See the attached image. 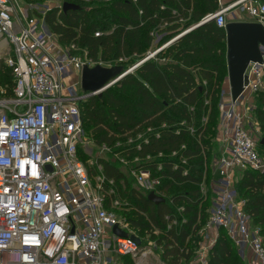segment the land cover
I'll return each instance as SVG.
<instances>
[{
	"label": "built area",
	"instance_id": "1",
	"mask_svg": "<svg viewBox=\"0 0 264 264\" xmlns=\"http://www.w3.org/2000/svg\"><path fill=\"white\" fill-rule=\"evenodd\" d=\"M212 1L215 10L198 23L221 29L229 22L255 23L264 29L263 0ZM93 2H128L141 15L138 0H0V69L9 70L12 79L11 97L0 101V264H142L151 254L149 249L156 246V242H147V249H139L143 239L117 217L116 202L109 207L105 204L104 193H113L112 181L104 179L99 165L92 175V168L80 160L90 147L100 154L109 151L106 145H94L84 132L79 104L89 96L81 92L78 81H70L83 66L91 68L90 59L76 43L59 45L45 16L52 10L58 14L62 4L87 6ZM158 10L163 13L165 6L161 4ZM169 15L175 21L159 18V35L149 34L152 49L121 76L154 59L193 28L181 30L185 19L176 10L171 9ZM173 24L178 29L168 31ZM92 35L98 38L103 33ZM258 51L260 61L248 63L243 73L240 97L233 102L228 92L219 104L216 132L220 155L209 208L195 231L197 241L189 264H207L219 231L239 256L250 255L247 264H264L262 240L233 186L234 172L250 169L261 174L264 170V160L257 154L259 127L250 115L252 99L264 91V47L259 46ZM139 132L135 129L124 136L129 146L120 152L134 154V162L149 159V154L139 157V152L150 136L158 138L155 133L143 139ZM130 136L138 141L134 143ZM156 157L161 158L162 153ZM160 171V164L154 169L136 164L127 170L140 192L147 194L157 193L164 178ZM106 184L109 191L104 190ZM113 226L125 236L113 234Z\"/></svg>",
	"mask_w": 264,
	"mask_h": 264
},
{
	"label": "trees",
	"instance_id": "2",
	"mask_svg": "<svg viewBox=\"0 0 264 264\" xmlns=\"http://www.w3.org/2000/svg\"><path fill=\"white\" fill-rule=\"evenodd\" d=\"M204 7L197 9L191 0H138V8L141 15L138 16L136 8L128 2H112L109 4H94L90 9L82 5H74L75 10L60 11L52 10L45 16L46 24L50 31L57 36L59 45L67 46L76 43L79 49L87 51L88 58L92 61L100 54L101 59L109 56L115 60L111 67L119 68L121 72L125 69L117 60L121 56L133 57L132 64L143 58L145 50L151 45L149 30L157 31L160 17L167 18L168 22L175 20L169 13L176 10L183 18L190 11V17L198 21L203 15L215 10L216 6L212 0H202ZM264 1V0H263ZM163 4L165 11L161 13L158 7ZM194 8V10H193ZM162 14V15H161ZM186 15V16H185ZM104 19L101 22L99 18ZM187 18V17H186ZM141 24V25H140ZM173 24L168 31L178 28ZM103 33L98 38L93 37V32ZM105 32H109L105 34ZM163 57L165 62L156 63L150 59L139 65L133 73L126 75L121 80L111 85L98 95L88 97L79 104L82 118V127L96 146H111L118 138L140 128L161 127L156 131L158 138L149 137L147 145L139 152V157L145 154L156 156L159 152L170 155L168 159H161L143 167L154 169L160 164V175L170 182L197 183L201 171L193 169L186 171L182 164L188 161H196L201 165L203 151L208 149L210 140H206L209 131L216 129L217 122H213L211 114L207 123L201 125L198 121L201 113L205 112L206 101L212 102L218 93L220 80L216 74L225 68V42L224 30L216 28L212 23L203 24L196 29L184 34L166 49ZM2 69V68H1ZM0 74L5 75L11 81L9 70ZM1 83V81H0ZM5 83V82H4ZM10 92L7 95L11 97ZM264 98V91L255 97ZM264 103V100L262 101ZM256 122L261 133L264 134V112L257 110ZM195 119V121H192ZM185 123L193 128L192 133L186 130L175 132L168 125ZM213 122V123H212ZM190 137L183 140V136ZM217 134V133H216ZM259 145V144H258ZM257 145V147H258ZM262 146V145H260ZM174 154V155H172ZM208 156V152L205 153ZM172 157V158H171ZM180 158V162L173 160ZM182 162V163H181ZM96 165L101 167V174L106 181L114 183L123 181V174L118 168L103 159H96ZM240 179L234 189L243 192V210L249 217L250 223L262 240L264 246V177L250 169L238 171ZM89 173L94 174V169ZM169 182H160L158 190L167 189ZM110 186L104 185V190L109 191ZM129 190V201H135V210L132 219H127L129 227L147 230L154 227L163 230V248L161 257L169 260L168 264L187 262L192 254L193 235L201 225L197 223L200 215H196V207L201 198L198 190L181 192L170 196V202L183 203L182 214L187 220L177 229L170 226L164 231V216L168 217L169 223L175 219L172 210L166 204L155 205L146 200L147 195L138 194ZM112 194L104 193V201L107 207L113 200ZM156 195V194H154ZM157 196V195H156ZM159 197V196H158ZM133 198V199H132ZM205 220V219H204ZM197 241V236L195 235ZM191 247L189 249L188 243ZM194 242V244H195ZM188 261V262H189ZM125 263V262H124ZM207 264H246L238 255L236 247L221 231L218 232L214 246L210 249Z\"/></svg>",
	"mask_w": 264,
	"mask_h": 264
},
{
	"label": "rangeland",
	"instance_id": "3",
	"mask_svg": "<svg viewBox=\"0 0 264 264\" xmlns=\"http://www.w3.org/2000/svg\"><path fill=\"white\" fill-rule=\"evenodd\" d=\"M194 4V6L197 7V9H202L204 7V2L202 0H191ZM94 4H100V3H91L89 5H83L82 7L85 8V10L92 8L93 6H95ZM194 10V8H193ZM190 11L187 13V18L185 17V20H183V25L180 26L182 27L181 30H189L192 27H194L199 21H194L192 19V17H190ZM101 22H104V19H102L101 17L99 18ZM178 28H176L175 30H177ZM192 31V30H191ZM149 34H156L159 35V33L154 30L153 28H151L148 32ZM176 33V31H175ZM152 37V41H153V36ZM152 49V46L149 45V47L145 50V54L147 52H149ZM167 49V48H166ZM166 49H164L163 51L159 52L154 59V61H156V63H162L165 62L163 60V57L166 54ZM87 52V51H86ZM144 54V56H145ZM143 56V57H144ZM88 57V56H87ZM133 59V57H127V56H121L120 60L122 63V66H125L123 70H127L129 69L132 65L131 62ZM119 60V59H118ZM117 60V61H118ZM112 64H115V60L112 59V57H108L107 59H101L100 58V54L99 56H97V59L95 61L90 60V67L93 66H100L103 68H109L112 66ZM2 67L1 71L5 72L6 68ZM134 70L131 72L133 73ZM129 73V74H131ZM225 75L223 74V70H220L219 73L216 74L217 78L220 80V86H219V90L218 93H216L215 99L212 102L210 99H208V101H206V105L208 106L205 110V112L201 113V117L198 120L201 125H205L207 123V119L208 116L211 114V116L213 117V122H217L218 120V116H219V104L222 101H225L226 98L228 97V91L227 89L224 87V83L225 80H227L226 78V70H224ZM80 79V73H78L76 76L71 77L70 81L72 82H79ZM0 101L1 100H7L8 97L6 94H8L10 92V85H11V81L10 79L7 80L4 73L0 74ZM5 82V83H4ZM110 87V86H109ZM108 87V88H109ZM106 88V89H108ZM77 89H79L77 87ZM264 100L263 97L258 96L252 99V102L250 104V108H251V117L252 119H256V114L257 110H261L264 112V103L262 102ZM239 110L242 112V110L239 108ZM192 121H195V119H193ZM257 121V120H256ZM212 122V123H213ZM258 124V123H257ZM168 127L170 128H176L179 127L177 129H175V132L181 131V130H186L189 133H192V129L191 127L187 126L185 123H176L173 125H168ZM161 129V127H154L151 128L150 131H147L145 128H140L139 129V134L141 135V138H147V136H149V134H155L157 130ZM216 129H213V131H209V134L206 137V140H210L209 144L210 145L208 147V149H204L203 151V156H202V164L199 165L197 163H195L196 161H188L185 162L184 165L182 164L183 168L186 171L192 172V170L195 168L197 170L201 171V176L199 181L196 183H178L176 181L170 182V180H166V179H162V182H169L170 185L167 189H162V190H157L156 195L161 197L164 200V203L166 204V206H168V208H170L172 210L171 214L173 215V217H175V219L171 222L174 223H169V220H163L164 224L166 221V224L164 226V231H166L167 229L170 228V226H173L175 229H177L179 227V225L181 226L184 223V220H187V216L182 214L183 211V203H175L172 204L170 202V196L173 194H177V193H183V192H191L194 189L198 190V194L201 198V202L200 204L196 207V215H197V220H198V215H200V219L199 221H197V223H199L198 226L201 225L202 221H204V219L206 218V213L207 210L209 208V202L211 199V181H212V177L215 176V167L217 165V160L219 158L220 155V144L217 142L218 137L216 134ZM87 137L88 134L86 133ZM190 137L189 134L184 135L183 136V140H186ZM90 138V137H89ZM130 138L132 139V141L135 143L138 140L134 137V136H130ZM257 138H258V144L260 142L261 139H264V134L260 132V130L257 133ZM127 146H129V144L127 143V139H125L124 137L118 138L115 142H113V144L111 146H109V151L100 154L96 149L90 147L89 150L86 151V154H81L80 156V160L85 164L86 168H95L94 166L96 165V159H103L105 162H109L113 165H115L118 170L123 174L126 184H124L123 181H118L117 183H114L113 185V200L116 202V204L113 205V209L114 212L116 213L117 217L120 220H124L127 222V219H132L133 217V212L135 210V201L132 200V203L129 201V190L131 189V191H133V193L135 192L136 194H132V197L136 198L135 195H137V193L140 195H144L147 193H142L140 192V190L138 189V187L135 185L133 178L130 176V174L127 172L128 168L131 169L132 167H134L136 164L138 165H147L149 163L152 162H157L161 159H168L170 158V155L168 154H164L162 153V157L161 158H157L156 156H150L149 159H145V158H140L137 162L133 161V157L134 154L130 153L127 155H123L120 152L122 150H126ZM206 152H208V156H206ZM257 154L259 156L260 159L264 160V146H260L258 145L257 147ZM124 157V158H123ZM172 158V157H171ZM126 161V163H125ZM180 162V158L178 157L177 159L173 160L174 164H177ZM124 163L126 164V166H124ZM182 163V162H181ZM239 172L236 171L233 174V186L235 187L237 181L240 179L239 177ZM235 192L237 194V200L244 202L243 199V192L239 191L238 188L235 189ZM133 199V198H132ZM134 218V217H133ZM131 232H133L135 235H137L138 237L143 239V242H141L139 249H147V242H151V243H155V248L154 249H149V251H151V254L148 255L147 257L142 259V264H159V263H164V264H168L169 260H163L161 255L164 252V248H163V230H158L154 227L151 226V228L147 229V230H141V229H134L129 227ZM196 240L195 234L193 235V247H194V242ZM196 243V242H195ZM189 249L191 247L190 242L187 244ZM189 259L187 260V262H179L178 264H189ZM123 262H129V259H123Z\"/></svg>",
	"mask_w": 264,
	"mask_h": 264
},
{
	"label": "water",
	"instance_id": "4",
	"mask_svg": "<svg viewBox=\"0 0 264 264\" xmlns=\"http://www.w3.org/2000/svg\"><path fill=\"white\" fill-rule=\"evenodd\" d=\"M76 6L70 4H62L61 11L75 10ZM203 25L196 24L191 30ZM225 42V68L228 83V92L231 101L235 102L242 93L243 73L250 62H259L260 56L258 47H264V29L260 24L229 22L224 28ZM122 75L119 68H103L98 65L88 68L83 66L80 72L79 88L83 94L89 97L95 96L106 90L109 86L115 84L126 75ZM113 82V83H112ZM112 83V84H111ZM259 145L264 146V139H261ZM264 177V170L261 173ZM146 200L158 205L163 200L148 193ZM112 232L117 237H124L125 234L118 230L116 226L112 227ZM131 239L139 244V241L131 237Z\"/></svg>",
	"mask_w": 264,
	"mask_h": 264
},
{
	"label": "crops",
	"instance_id": "5",
	"mask_svg": "<svg viewBox=\"0 0 264 264\" xmlns=\"http://www.w3.org/2000/svg\"><path fill=\"white\" fill-rule=\"evenodd\" d=\"M224 87L227 89V91H228V83H227V80H225V83H224ZM228 93V92H227ZM243 260H244V262L246 263V262H248L249 260H250V255L247 253V252H245V254H244V256H243V258H242ZM247 264V263H246Z\"/></svg>",
	"mask_w": 264,
	"mask_h": 264
}]
</instances>
